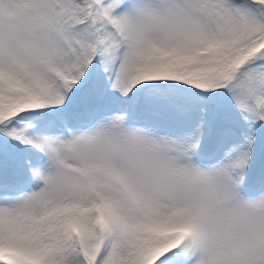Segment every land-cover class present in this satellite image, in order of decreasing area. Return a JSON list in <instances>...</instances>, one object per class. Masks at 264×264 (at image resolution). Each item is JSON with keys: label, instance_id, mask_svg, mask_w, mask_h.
Here are the masks:
<instances>
[{"label": "rangeland", "instance_id": "374dc122", "mask_svg": "<svg viewBox=\"0 0 264 264\" xmlns=\"http://www.w3.org/2000/svg\"><path fill=\"white\" fill-rule=\"evenodd\" d=\"M88 3L0 0V109L41 115L0 126V264H264V132L144 91L223 75L258 119L250 0Z\"/></svg>", "mask_w": 264, "mask_h": 264}, {"label": "trees", "instance_id": "16d2710c", "mask_svg": "<svg viewBox=\"0 0 264 264\" xmlns=\"http://www.w3.org/2000/svg\"><path fill=\"white\" fill-rule=\"evenodd\" d=\"M258 17L264 21V0L251 1ZM63 4L66 7L74 8L77 16V21H82L89 18L88 0H63ZM242 70V80L245 82L246 87L254 90L259 88L260 93L257 94L259 104L255 103L252 106L257 113V118H251V113L242 109L240 105L235 103V95L232 92V79L223 75H213L209 78H201L190 83H162L146 86L144 91L150 97H156L163 100H173L175 98L188 99L195 110L204 109L207 112H214L215 98L219 93H223L226 96V104L223 106L222 114L225 117L237 116L240 117L247 127L254 129H264V119L259 110L258 105L264 103V82H262V74H264V46L258 51L252 54V56L246 60ZM222 84V86H220ZM247 91V95H249ZM226 115L228 112H235ZM244 113V115H243ZM2 114V115H1ZM249 117H248V115ZM246 115V118H245ZM41 115L33 112H26L21 114V120H17L6 114L0 109V126L10 135L11 138H15L20 129L27 128L34 124H37L41 119ZM5 118V119H4ZM1 155V154H0ZM1 159V156H0ZM2 160V159H1Z\"/></svg>", "mask_w": 264, "mask_h": 264}]
</instances>
